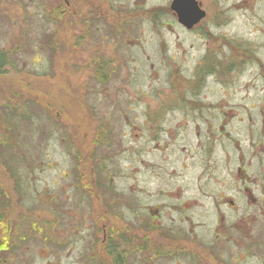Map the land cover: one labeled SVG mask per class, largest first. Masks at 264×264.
I'll return each instance as SVG.
<instances>
[{
	"label": "rangeland",
	"instance_id": "obj_1",
	"mask_svg": "<svg viewBox=\"0 0 264 264\" xmlns=\"http://www.w3.org/2000/svg\"><path fill=\"white\" fill-rule=\"evenodd\" d=\"M90 4L0 0V50L10 51L0 72V264H94V257L111 264L103 224L122 232L133 219L107 193L136 186L129 115H121L130 108L132 118L140 106L252 98L248 103L264 94L255 70L264 58L255 62L251 42L262 38L252 29L264 19L263 3L250 6V23L244 13L242 23L217 28L219 36L203 24L107 37L108 18L97 19L96 30L86 22ZM104 6L111 20L118 16ZM231 11L217 13H239ZM7 122L22 146L11 162L2 156L10 151ZM140 172L145 184L148 171ZM121 234L114 237L130 250L127 264H142L138 242Z\"/></svg>",
	"mask_w": 264,
	"mask_h": 264
},
{
	"label": "flooded vegetation",
	"instance_id": "obj_2",
	"mask_svg": "<svg viewBox=\"0 0 264 264\" xmlns=\"http://www.w3.org/2000/svg\"><path fill=\"white\" fill-rule=\"evenodd\" d=\"M88 1L86 22L95 30L97 19L110 20L105 37L178 28L189 31L203 24L215 28L211 32L219 36L221 25L242 23L244 13L245 22L250 23V6L264 4V0H132L133 5L130 0ZM106 3L118 13L112 20L105 12ZM220 9L239 13L218 15ZM260 23L252 29L262 35L261 40L252 37L254 60L264 58V19ZM255 70L257 86L264 87V64ZM247 99L252 98L140 106L138 116L131 118L133 108L121 114L129 115L138 177L130 189L107 191L123 213L133 215L132 220L123 221L122 232L110 228L108 233L103 224L111 264H127L130 253L119 248L116 233H122L121 240L138 242L135 251L143 257L142 264H165L168 257L176 264H243L247 260L264 264V94L248 103ZM253 159L259 169L256 173ZM142 167L148 171L145 184ZM91 193L89 189L93 203ZM94 259V264H101Z\"/></svg>",
	"mask_w": 264,
	"mask_h": 264
},
{
	"label": "trees",
	"instance_id": "obj_3",
	"mask_svg": "<svg viewBox=\"0 0 264 264\" xmlns=\"http://www.w3.org/2000/svg\"><path fill=\"white\" fill-rule=\"evenodd\" d=\"M10 53V51H4V50H0V72H4V67L5 66H8V64H10V60L8 59V54ZM7 125L5 127H7L6 129H4V133L2 135H5L6 136V139L3 140V144L4 146L8 147L9 148V153L7 154H3V159H4V162H6L7 160L9 162L13 161V159L15 158V154L17 155H20L19 153V148H22V146L20 145V141L17 140L15 141V138H14V131H15V125L12 123V122H7L6 123ZM18 148V151L16 153H14V149ZM21 156V155H20ZM20 159H23L22 157H20ZM19 159V160H20ZM19 160H17L15 163H18ZM13 162V165L15 164ZM19 173V172H18Z\"/></svg>",
	"mask_w": 264,
	"mask_h": 264
},
{
	"label": "water",
	"instance_id": "obj_4",
	"mask_svg": "<svg viewBox=\"0 0 264 264\" xmlns=\"http://www.w3.org/2000/svg\"><path fill=\"white\" fill-rule=\"evenodd\" d=\"M190 14L192 15L193 14V12H190ZM196 21H197V19H195ZM186 23H193L191 20H189V19H186Z\"/></svg>",
	"mask_w": 264,
	"mask_h": 264
}]
</instances>
